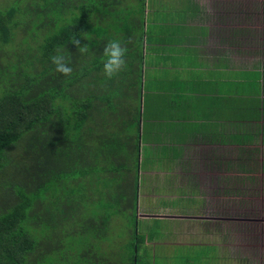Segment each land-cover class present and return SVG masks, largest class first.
I'll return each mask as SVG.
<instances>
[{
	"label": "trees",
	"instance_id": "obj_1",
	"mask_svg": "<svg viewBox=\"0 0 264 264\" xmlns=\"http://www.w3.org/2000/svg\"><path fill=\"white\" fill-rule=\"evenodd\" d=\"M4 1L0 264L70 259L59 253L60 245L68 236L74 247L81 244L76 237L89 180L101 186L97 193L105 201L96 209L99 223L89 225L88 233L97 229L104 235L111 216L127 217L131 246L122 262L138 264L144 238L136 230L138 146L132 129L144 63L136 42L144 0ZM19 31L24 36L17 42ZM259 74L264 96V58ZM229 104H235L229 105V117L264 118V98L245 96ZM253 152L243 151L238 166L244 168ZM69 250L72 260L82 257Z\"/></svg>",
	"mask_w": 264,
	"mask_h": 264
},
{
	"label": "crops",
	"instance_id": "obj_2",
	"mask_svg": "<svg viewBox=\"0 0 264 264\" xmlns=\"http://www.w3.org/2000/svg\"><path fill=\"white\" fill-rule=\"evenodd\" d=\"M240 7H229L225 0H144L141 41H136L144 63L135 102L138 121L132 129L138 146L136 202L171 205L164 213H141L140 218L170 221L191 234L201 226L209 237L222 235L221 228L217 232L212 227L217 218L200 212L207 200L205 175L226 172L234 165L242 168L238 159L232 162L227 157V148L242 154L254 143L253 136L262 134L258 124L263 119L229 117V105H235L229 99L264 98L259 74L264 34L248 57L238 47L245 46L246 35L253 39V33L227 30L228 19ZM261 17L264 23V14ZM226 30L228 36L222 34ZM216 39L219 44L213 45ZM246 58L255 62H244ZM213 247L227 264L241 257L239 252L228 256L227 243Z\"/></svg>",
	"mask_w": 264,
	"mask_h": 264
},
{
	"label": "rangeland",
	"instance_id": "obj_3",
	"mask_svg": "<svg viewBox=\"0 0 264 264\" xmlns=\"http://www.w3.org/2000/svg\"><path fill=\"white\" fill-rule=\"evenodd\" d=\"M225 2L229 7L241 6L238 13L228 19L230 28L227 30L237 32L244 30L245 35L253 33V39L251 35H246L247 43L245 46L238 47L244 56L250 57L249 54L257 49L256 45H259L256 44V41L261 42L260 36L264 34V23L261 19V14H264V0H225ZM227 30L222 32L224 36L229 35ZM217 35V39L221 37L220 34L217 33ZM23 36L22 32H17L16 41L19 42ZM217 39L213 45L219 44ZM243 61L250 62V64L255 62L248 58ZM258 128L262 134L256 138L253 136L254 143L243 150L245 153L254 151L252 158L245 163L244 168L238 169L234 165L226 172L213 170L210 175H205V185L208 186L204 187L203 191L207 200L202 203L200 212L217 218L212 227H216L217 232L221 228L222 235L217 233L209 237L207 235L211 233L204 231L201 226H196V233L191 234L190 231H187V227L170 221L158 218H140L138 216L144 215L141 213L153 215L164 213L165 207L171 204L160 201L157 203L136 202V230L139 237L144 238V242L138 248V264H227V259L221 258L220 252L213 247L219 243L229 245L228 251H226L228 256L232 255L231 252L241 253V257L237 260L238 264H264V118L258 124ZM239 149L242 151L240 147ZM222 152L225 154V148L222 149ZM226 152L232 162L237 160L240 155L236 154L237 148L233 147L227 148ZM218 153H221V149L216 156ZM215 181L217 187H214ZM108 185L110 186V182ZM97 188L100 190L101 186L99 188L96 182L90 180L83 188L86 198L81 203V214H79L82 233L76 237L81 241V244L79 248H76L71 245V236L64 238L59 253L70 259L58 258L59 262L62 261L60 264L72 262L73 264L89 262L90 264H124L122 262L123 254L125 255V249H129L131 246L129 244L131 226L127 217L111 216L108 225L102 229V231L105 230L104 235L100 233L101 236H99L97 229L88 233L89 225L99 223V220L96 219L99 216L95 214L96 209L99 208L102 201H105L98 195ZM106 200L109 201L110 198L106 197ZM88 206L90 209H87ZM94 232L95 236H93ZM209 244H213V246L210 247ZM69 248L79 250L82 257L72 260L73 257L69 256L71 253ZM74 252L76 253L75 250ZM52 256L56 257L54 254ZM241 258L246 259L242 262ZM228 259L232 260V258Z\"/></svg>",
	"mask_w": 264,
	"mask_h": 264
}]
</instances>
